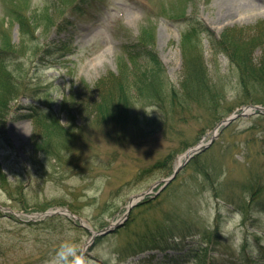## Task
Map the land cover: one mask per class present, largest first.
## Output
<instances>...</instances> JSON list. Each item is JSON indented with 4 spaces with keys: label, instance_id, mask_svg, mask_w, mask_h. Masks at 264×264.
I'll list each match as a JSON object with an SVG mask.
<instances>
[{
    "label": "rangeland",
    "instance_id": "1",
    "mask_svg": "<svg viewBox=\"0 0 264 264\" xmlns=\"http://www.w3.org/2000/svg\"><path fill=\"white\" fill-rule=\"evenodd\" d=\"M59 3L0 0V46L6 35L21 51L20 57H5L4 64L12 71L14 63H21L29 88L25 96L10 103L0 126V169L5 175L2 178L0 173V264H49L66 240L77 242L96 264H110L112 257L117 264H167L176 253L173 249L154 248L123 262L118 254L137 237L163 227L167 217H171L176 243H182L177 249H208L202 262L192 257L177 264H264L260 253L264 212L259 207L264 203V115L249 110L261 106L256 101H264V88L252 89L246 98L237 71L227 56L214 53L206 35L198 40L199 47L211 79L224 92L215 120L195 103L182 118L144 99L129 103L130 121L121 128L100 124L94 112L105 94L116 90L109 78L120 77L121 67L129 73L135 69L123 46L136 49V38L144 26L155 32L154 50L167 84L177 88L183 78L181 41L188 20L196 18L219 36L226 28H247L264 20V0H74L72 5H80L83 15L70 11L71 2ZM164 4L175 8V15L182 19L160 15ZM9 8L39 15L36 24L40 28L23 40L19 24L6 17ZM62 19L65 26L56 28ZM260 53L256 51L257 58ZM148 65L141 59L136 67L143 71ZM34 105L52 111L62 125L73 128L70 150L63 153L67 163L35 153L31 141L41 125L37 126L28 110ZM246 110V115L218 134L214 148L202 157H209L220 169L221 198L210 182L204 186L202 176L185 167L152 208L133 211L135 220L98 244L91 241L90 231L70 217L62 215L46 223L41 215L69 208L88 227L100 231L123 217L133 196L166 179L186 149L209 142L219 122ZM168 156L172 160L166 169L146 171ZM98 179L104 183L97 185ZM258 188L260 192L254 193ZM204 229L213 242H204ZM238 233L241 243H237Z\"/></svg>",
    "mask_w": 264,
    "mask_h": 264
},
{
    "label": "trees",
    "instance_id": "2",
    "mask_svg": "<svg viewBox=\"0 0 264 264\" xmlns=\"http://www.w3.org/2000/svg\"><path fill=\"white\" fill-rule=\"evenodd\" d=\"M57 1H60V6H65L71 2L70 6H72V10L70 11L74 14H83V9L80 5L78 7L72 5L74 0ZM165 10H167V12L163 13L165 16L173 20L182 19V15H175L176 11L172 6H167ZM19 11L21 10L9 8L7 15L12 18V21L19 24L24 40L29 33L33 35L40 28V25L36 24L39 22V15H27L26 12L21 13ZM187 24L188 28L183 31V39L181 42L184 67L182 70L183 78L179 86L176 88L175 86L167 84L163 65L153 48L154 32L147 27H143L138 38V43L135 46L136 49H131L130 45L123 46L124 53L135 65V69L129 73L126 71L127 68L123 69L121 67L120 77H110L109 80L113 81L116 90H111V93L105 94L107 96L103 97L101 103L95 108V118L100 124L107 126L114 124L117 128L128 125L132 113V105H129V103L139 102L143 99L149 103L159 104L156 106L161 111L163 110L164 113L171 114V112H174L180 117L185 112L192 111L191 105L195 103L198 106L206 108L207 113L213 115L212 120H215L220 110V105H222L221 98L224 99V92L218 88V85L213 82L209 75L203 51L199 47L200 43L198 42L202 38V35H206L209 38L215 54L223 53L227 56L231 66L237 71L242 91L247 93L245 94L246 98L252 89L256 87L264 88V20L247 28H226L219 36L214 35L209 29L203 27L196 18L188 20ZM63 26H65V21L58 24L57 28L59 29ZM9 42L10 39L8 36L4 35L2 45L0 46V54H2L0 55L1 127H3L7 112L11 109L10 103L21 96H25L29 91V88L25 84L24 76L22 75V64L19 62L14 63V70L12 71H9L8 65H5V57L14 54H18V57L21 55V51L17 50ZM257 50L261 51L258 58L256 57ZM48 56H51V54ZM142 58L147 60L149 64L143 71L136 67ZM8 59H12V62L16 60L14 58ZM126 80L130 81L131 85L124 84ZM132 92L135 94L131 98L130 94ZM167 95L169 96L165 100ZM256 102L264 104V101ZM166 104L169 105L168 108ZM64 108L69 110L67 105ZM29 110L33 113L32 118L37 126L41 125V128L38 127V131H36L31 141L35 153L42 152L55 161L63 160L67 163L63 153H68L70 150L69 148L74 139L72 134L73 128L71 129L69 126L62 125L59 117L52 111L46 112L38 106L30 107ZM171 116L173 115L171 114ZM5 141L9 143L7 135L5 136ZM200 157L192 161L191 168L202 176L205 182L204 186L207 187V183L210 182L211 189L217 192L216 197L221 198L223 192L218 190V182L220 180L219 167L210 163L209 157H206V159ZM170 160H172V157L168 156L156 163L148 171H151V169H166L170 164ZM0 173L2 174L1 169ZM1 177L5 178V175L2 174ZM259 188L254 190V193H259ZM156 200L147 198L139 204L137 209L152 208L151 204ZM259 207L264 210V203L259 205ZM130 217L126 225L136 219L135 212ZM58 218L60 217L49 218L45 222L50 223ZM170 220L171 217H167L162 222L163 227L160 226L161 228L158 227L159 229L151 230L154 232H148L141 237H137L135 241L129 242L127 246L118 251L120 260L122 262L126 261L131 256L154 248L166 250L168 247L177 248L179 245L181 246L182 243H176V237L171 230ZM147 228L150 229L149 225ZM206 233L207 231L204 229L202 235L207 242ZM211 239L213 240V237ZM101 240L102 238L98 237L96 239L97 244ZM184 249L185 247H181V251H184ZM207 251L206 248H199L198 250L190 248L189 251H185L180 255L179 259L191 258L194 255L196 260L201 259L202 262L207 258ZM260 253L264 258V249L260 250Z\"/></svg>",
    "mask_w": 264,
    "mask_h": 264
},
{
    "label": "clouds",
    "instance_id": "3",
    "mask_svg": "<svg viewBox=\"0 0 264 264\" xmlns=\"http://www.w3.org/2000/svg\"><path fill=\"white\" fill-rule=\"evenodd\" d=\"M104 183L103 179H98L96 181L97 185H102ZM92 193L90 192L89 195ZM239 214L236 216V220H239ZM242 238L237 234V243H241ZM105 259H109L105 257ZM49 264H96L94 260L83 251H81L80 246L77 242L73 240L64 241L58 248L56 255L50 260ZM110 264H117L116 258L112 257L110 259Z\"/></svg>",
    "mask_w": 264,
    "mask_h": 264
},
{
    "label": "water",
    "instance_id": "4",
    "mask_svg": "<svg viewBox=\"0 0 264 264\" xmlns=\"http://www.w3.org/2000/svg\"><path fill=\"white\" fill-rule=\"evenodd\" d=\"M235 118H236V117H230V118L227 119L226 121H227V123H230V122H232ZM180 169H181V167H179V168L176 170V173H175L171 178H169V179L166 181L167 184H168L169 182H171V181L175 178V176H176L177 173L180 171ZM141 196H142V195H141ZM139 197H140V196H136L135 199H138ZM132 202H133V201H132ZM132 202H131V206H130V209H129V210H131V208H132L133 205H134V204H132ZM65 212H66V211H63L62 213H65ZM125 219H126V218H125ZM121 224H122V223L120 222V223H117V224H115V225L109 226V227L105 228L103 231H101V232H97L96 235H107V234L113 232L114 229H115V227L117 228V227H119Z\"/></svg>",
    "mask_w": 264,
    "mask_h": 264
},
{
    "label": "bare ground",
    "instance_id": "5",
    "mask_svg": "<svg viewBox=\"0 0 264 264\" xmlns=\"http://www.w3.org/2000/svg\"><path fill=\"white\" fill-rule=\"evenodd\" d=\"M182 160V159H181Z\"/></svg>",
    "mask_w": 264,
    "mask_h": 264
}]
</instances>
